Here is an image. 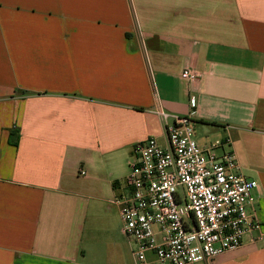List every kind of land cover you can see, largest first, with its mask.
Returning <instances> with one entry per match:
<instances>
[{
	"label": "crops",
	"instance_id": "obj_1",
	"mask_svg": "<svg viewBox=\"0 0 264 264\" xmlns=\"http://www.w3.org/2000/svg\"><path fill=\"white\" fill-rule=\"evenodd\" d=\"M159 110L258 185L259 229L194 264H264V0H0V264H137L115 200Z\"/></svg>",
	"mask_w": 264,
	"mask_h": 264
},
{
	"label": "built area",
	"instance_id": "obj_2",
	"mask_svg": "<svg viewBox=\"0 0 264 264\" xmlns=\"http://www.w3.org/2000/svg\"><path fill=\"white\" fill-rule=\"evenodd\" d=\"M180 77L191 84L198 73L186 68ZM189 106L195 107L192 96ZM156 114L165 142L152 137L135 146L127 190L115 200L136 263L148 264V252L156 264H194L239 249L260 227L252 210L258 185L241 173L230 139L202 149L189 115Z\"/></svg>",
	"mask_w": 264,
	"mask_h": 264
}]
</instances>
